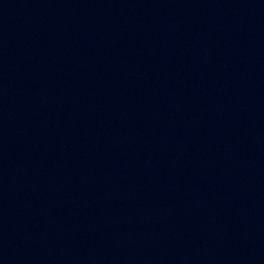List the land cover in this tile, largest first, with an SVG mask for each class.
Masks as SVG:
<instances>
[{
    "label": "water",
    "instance_id": "water-1",
    "mask_svg": "<svg viewBox=\"0 0 264 264\" xmlns=\"http://www.w3.org/2000/svg\"><path fill=\"white\" fill-rule=\"evenodd\" d=\"M0 264H264V0H0Z\"/></svg>",
    "mask_w": 264,
    "mask_h": 264
}]
</instances>
